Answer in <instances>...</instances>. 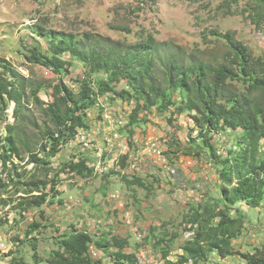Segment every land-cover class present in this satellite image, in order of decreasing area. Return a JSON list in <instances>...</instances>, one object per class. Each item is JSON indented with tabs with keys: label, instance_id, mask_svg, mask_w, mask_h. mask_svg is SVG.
<instances>
[{
	"label": "rangeland",
	"instance_id": "obj_1",
	"mask_svg": "<svg viewBox=\"0 0 264 264\" xmlns=\"http://www.w3.org/2000/svg\"><path fill=\"white\" fill-rule=\"evenodd\" d=\"M255 2L232 1L234 13L224 14L218 12L222 0H0V59L8 61L25 76L29 70H34L41 83L40 96L48 104L53 100V86L59 79L77 91L88 78V66L82 60L55 48L53 36L58 32H74L81 38L92 31L131 43L140 38L143 30L152 33L158 41H173L188 49L198 47L204 51L206 60L216 61L228 50L229 39L225 32L235 30L236 38L248 45L255 56L264 58V28L257 27L249 17L250 7ZM118 25L128 26L131 31L114 28ZM205 29L217 33L208 32L207 39H204ZM34 49L43 55H57L71 62L70 73H58L51 67L29 62L27 56ZM214 55L217 59H213ZM0 76L3 78L0 93L7 96L14 76L11 67L4 62L0 63ZM100 81L108 83L111 90L87 109L85 119L92 147L87 149L76 141L69 142L50 164L53 168L50 175L59 173V197L64 203L33 208L24 217L16 214V201L4 208L0 205V240L14 243V264H44L57 249L59 240L75 226L89 230L94 235L95 244L100 240L108 247L100 249L99 264H118L113 255L119 247L113 236L122 240L125 252H135L142 262L164 264L162 247L154 246L155 239L163 234L179 235L168 256L176 260L188 238V225L184 222L190 209L209 197L222 198L220 168L212 160L202 139L198 138L194 122L190 121L191 108L178 114L175 113L177 105L163 110L157 106L147 109L143 107L145 101L136 96L126 79L113 81L105 66L92 74L93 88L97 89ZM18 85L22 87L21 83ZM238 85L244 88L242 83ZM124 90L127 93H120ZM172 95L180 102L183 93L175 91ZM105 108L114 118L122 117L126 122L120 131L127 149L111 146L106 140L105 137L113 133V127L103 120ZM14 112V102L10 101L7 106L0 102V145L7 134V123L14 120ZM132 116L136 117L134 125H130ZM130 129L135 131L134 137L129 136ZM149 137L158 139L165 152L171 146L172 152L166 154L171 171L166 170L163 162L148 155L146 141ZM234 140L235 134L232 133L225 140L215 137L214 142L227 153ZM197 150L202 151V157L197 156ZM101 151L99 157L97 153ZM118 153L121 154L119 160H113ZM126 153L129 161L125 168H121ZM143 157L146 158L145 164L148 162L156 168L155 174L144 175L138 171L139 167L143 169ZM79 159L86 160L88 166L94 168L93 175L83 178L67 173L69 163ZM132 162H138L136 169L130 168ZM123 170L129 178L134 175L142 177L152 186V191L137 186L134 190L129 189L122 178ZM112 171L121 173L112 174ZM1 173L0 158V176ZM118 194L120 199L128 200L124 203V210L115 206L113 196ZM71 196L73 199H69ZM127 211L133 219L132 224L125 221ZM231 214H241L245 220L242 232L233 239L235 249L254 252L264 248V200L257 207L241 202L232 207ZM6 217L10 221L5 222ZM162 222H168L165 229ZM33 245L37 246L36 252ZM207 264H244V260L239 255L222 258L214 252Z\"/></svg>",
	"mask_w": 264,
	"mask_h": 264
},
{
	"label": "trees",
	"instance_id": "obj_2",
	"mask_svg": "<svg viewBox=\"0 0 264 264\" xmlns=\"http://www.w3.org/2000/svg\"><path fill=\"white\" fill-rule=\"evenodd\" d=\"M232 1L235 0H222L218 12L234 13ZM249 17L257 27L264 28V0H256L251 5ZM114 28L131 31L128 26ZM204 31V39L210 32L217 33L216 30ZM225 36L229 39L228 50L220 60L214 55L213 59L217 60L208 61L198 47L188 49L173 41H158L152 33L143 30L140 38L131 43L92 31L81 38L69 31L55 33V48L82 60L88 66V78L77 91L59 79L53 86V100L48 104L40 96L41 83L34 70H29L25 76L8 61L0 59V63L11 67L14 76L9 83L10 93L7 96L0 93V102L4 106L10 101L15 104L14 120L7 123V134L0 145V205L4 208L16 201V214L24 217L33 208L56 202L60 194L59 173L51 176L53 168L50 164L63 147L75 139L79 129H88L87 109L111 90L106 82L100 81L97 89L91 84L92 74L105 66L113 81L126 79L136 96L145 101L143 107L147 109L157 106L163 110L177 105L175 113L178 114L191 108L190 118L198 131V138L202 139L212 160L220 168L222 198L209 197L190 209L184 223L188 229L194 228L195 233L183 242V252L178 258L172 260L168 256L179 235L163 234L155 239L154 246L162 247L164 264H207L214 252L222 258L239 255L244 264H264V248L254 252L235 249L233 239L242 232L245 220L241 214H231L232 207L241 202L257 207L264 200V58L255 56L248 45L236 38L235 30L226 31ZM27 59L51 67L58 73H70L72 66L71 62L57 55L46 56L36 49L31 50ZM238 83L244 88L241 89ZM175 91L183 93L180 102L173 98L172 92ZM135 122L136 117L132 116L130 125ZM228 128L235 134L238 148L230 149L224 155L219 153L214 135ZM134 133L129 130V136ZM171 152L169 150L168 154ZM196 153L198 157L203 155L200 150ZM128 158V154L123 155L121 168L127 166ZM67 167V173L81 177L94 174V168L84 159L72 161ZM122 177L128 186L151 190L139 177L130 179L124 174ZM58 201L62 203L61 199ZM8 221L6 217L5 222ZM167 226L168 222H162L163 229ZM93 240L90 232L74 228L59 240L57 249L44 264H99L89 254V243ZM113 240L119 247L113 255L116 263L150 264L141 263L135 252H125L119 237L113 236ZM96 246L108 249L100 240L96 241ZM33 247L36 252L37 246Z\"/></svg>",
	"mask_w": 264,
	"mask_h": 264
},
{
	"label": "built area",
	"instance_id": "obj_3",
	"mask_svg": "<svg viewBox=\"0 0 264 264\" xmlns=\"http://www.w3.org/2000/svg\"><path fill=\"white\" fill-rule=\"evenodd\" d=\"M103 120H104V122L109 124L110 127H113L112 128L113 133H111L110 136L106 137V140L109 142V144L111 146L118 145L123 150L127 149V142L122 140V132L120 131V128H122L126 125V122L124 121V119L122 117L114 118L112 112L107 110V108H105V110L103 111ZM191 120L192 119H190V121ZM232 133H233L232 130H230L228 128L222 132H219L218 134H215L214 136L221 138L222 140H225V139H228ZM90 135H91V133L88 132L87 129H79V132L77 133L75 139H73L72 141H76V142L80 143L83 147L88 149V148L92 147V144H91L92 140L90 138ZM215 137H214V139H215ZM237 148H238V146L234 140L233 143L230 144V149L237 150ZM146 149L148 150V152L152 156H154L155 158H157L158 160H160L164 164L168 163L167 158H166V154H165V150L162 148L161 143L159 142L158 139L149 137L146 141ZM219 153L227 155L228 151H227V153H225V152H222L219 148ZM97 155H99V157H101L102 151L98 152ZM120 155L121 154H119V153L116 154L114 156L113 160L118 161L120 158ZM137 164H138V162H132L130 164V168L136 169ZM98 167H100V162L98 164ZM125 214L127 215L126 218L128 217V219H129L130 212L127 211ZM128 223H130V221H128ZM187 231H188L187 232L188 238H192L194 236L195 229L190 228ZM13 250H14V243L12 241L7 240V239L6 240H0V264H12L13 263V255H14ZM100 253H101V251L96 246L94 241L90 242L89 243V254H90V256L94 260H97L100 256ZM138 259L141 263H145V262H142L140 257H138Z\"/></svg>",
	"mask_w": 264,
	"mask_h": 264
},
{
	"label": "crops",
	"instance_id": "obj_4",
	"mask_svg": "<svg viewBox=\"0 0 264 264\" xmlns=\"http://www.w3.org/2000/svg\"><path fill=\"white\" fill-rule=\"evenodd\" d=\"M135 134V133H134ZM134 134L131 136V137H134ZM106 138V137H105ZM129 140H131V138L129 139ZM72 142V141H71ZM107 150H110L109 148H107ZM169 150H171V146L168 148V150H167V152H165V154H168L169 153ZM126 154H128V153H126ZM148 155H150V156H152L150 153L148 154ZM128 157H129V155H128ZM154 157V156H153ZM144 159V160H143ZM143 159H142V163H143V169H141V167H139L138 168V171H141V173L142 174H144V175H147V174H150V175H153V174H155L156 173V168H154L153 166H151V165H148V162H146V164H145V162H143V161H145V157H143ZM129 161V158L127 159V162ZM165 166H166V170L167 171H169L170 169H171V166H170V164L169 163H167V164H164ZM163 172L165 171V170H162ZM122 173L124 174V170L122 171ZM69 174H74V173H69ZM79 176V175H78ZM81 177V176H80ZM134 177H139V178H141L148 186H149V188H151L152 186H150V184L149 183H147L142 177H140V176H136V175H134ZM83 178H87V177H83ZM123 178V177H122ZM131 179V178H130ZM125 182V181H124ZM126 183V182H125ZM127 185V184H126ZM128 186V185H127ZM137 185H133V186H128V188L129 189H133L134 190V187H136ZM137 187H139V186H137ZM145 189V188H144ZM146 190V189H145ZM147 191V190H146ZM150 191H152V188H151V190H149V191H147V192H150ZM59 196H61V193L57 196V197H59ZM115 199V206L116 207H121V210L123 209H125V208H123L124 207V203H126V202H128V200H123V199H120V195L118 194V195H114L113 196ZM59 199H62V198H57L56 199V202L55 203H53V204H63L64 203V200H62V203L61 202H59L58 200ZM69 199H73V197L71 196ZM46 205H52V204H45V205H43L42 207H44V206H46ZM42 207H40V208H42ZM41 212H43V211H41ZM43 216V215H42ZM127 215L125 214V217H126ZM44 217V216H43ZM132 217H129V219H128V217L126 218V220L125 221H130V224H132ZM95 221H99V220H95ZM111 224H114L113 222L111 223ZM74 228H76V229H82V228H78V227H74ZM82 230H86V229H82ZM86 231H88V232H90L89 230H86ZM91 233V232H90ZM92 234V233H91ZM94 236V235H93ZM116 237H118V236H116Z\"/></svg>",
	"mask_w": 264,
	"mask_h": 264
}]
</instances>
